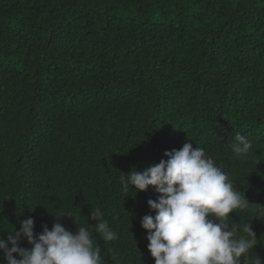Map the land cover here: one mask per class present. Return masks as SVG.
<instances>
[{
	"label": "trees",
	"instance_id": "trees-1",
	"mask_svg": "<svg viewBox=\"0 0 264 264\" xmlns=\"http://www.w3.org/2000/svg\"><path fill=\"white\" fill-rule=\"evenodd\" d=\"M185 142L264 206V0H0V238L88 226L102 264H155L141 220L159 194L120 177ZM229 215L257 238L241 264H264V216Z\"/></svg>",
	"mask_w": 264,
	"mask_h": 264
},
{
	"label": "clouds",
	"instance_id": "clouds-1",
	"mask_svg": "<svg viewBox=\"0 0 264 264\" xmlns=\"http://www.w3.org/2000/svg\"><path fill=\"white\" fill-rule=\"evenodd\" d=\"M251 147V141L239 133L231 144L237 158L247 156ZM164 155L167 160L120 177L125 190L134 186L136 192L147 191L151 186L159 194L157 200L147 201L155 216L145 215L141 220L155 264H241V257L254 248L257 238L250 226L242 229L247 238L238 237L240 229L228 223L229 214L248 210L264 216V206L250 208L252 203L204 148L185 142L179 150ZM65 214L75 223L70 212L54 217L59 221ZM90 217L98 221L95 231L105 242L118 239L99 208ZM19 223V231L9 232L7 240L0 238L7 264H102L101 249L88 226H76L72 232L56 222L51 230L45 225L36 236L32 218ZM22 240L31 249L21 247Z\"/></svg>",
	"mask_w": 264,
	"mask_h": 264
}]
</instances>
